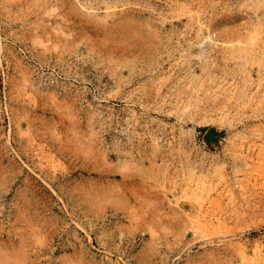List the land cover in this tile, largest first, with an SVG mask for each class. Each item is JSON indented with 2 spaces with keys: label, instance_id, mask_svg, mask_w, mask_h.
Returning <instances> with one entry per match:
<instances>
[{
  "label": "rangeland",
  "instance_id": "obj_1",
  "mask_svg": "<svg viewBox=\"0 0 264 264\" xmlns=\"http://www.w3.org/2000/svg\"><path fill=\"white\" fill-rule=\"evenodd\" d=\"M0 264H264V0H0Z\"/></svg>",
  "mask_w": 264,
  "mask_h": 264
},
{
  "label": "bare ground",
  "instance_id": "obj_2",
  "mask_svg": "<svg viewBox=\"0 0 264 264\" xmlns=\"http://www.w3.org/2000/svg\"><path fill=\"white\" fill-rule=\"evenodd\" d=\"M216 35H214L212 32H208L207 36L203 37L200 44L203 45L205 44L206 42L210 43V44H217L219 42L218 38L215 37ZM220 43V42H219ZM234 42L232 41H229V42H224L222 43L223 46H225L227 49H231L230 51L231 52H235L239 49H242L243 47H241L242 45L236 47L235 45H233ZM218 45V44H217Z\"/></svg>",
  "mask_w": 264,
  "mask_h": 264
},
{
  "label": "water",
  "instance_id": "obj_3",
  "mask_svg": "<svg viewBox=\"0 0 264 264\" xmlns=\"http://www.w3.org/2000/svg\"><path fill=\"white\" fill-rule=\"evenodd\" d=\"M217 138H218V134L212 130L207 134L205 140L208 144H213L217 141Z\"/></svg>",
  "mask_w": 264,
  "mask_h": 264
}]
</instances>
